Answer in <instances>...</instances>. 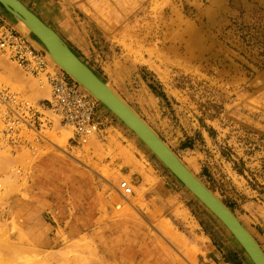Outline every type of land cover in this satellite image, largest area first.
Listing matches in <instances>:
<instances>
[{"label": "rangeland", "instance_id": "374dc122", "mask_svg": "<svg viewBox=\"0 0 264 264\" xmlns=\"http://www.w3.org/2000/svg\"><path fill=\"white\" fill-rule=\"evenodd\" d=\"M22 1L146 120L264 250V0ZM0 81L33 102L49 96L48 86L1 54ZM98 107L108 119L102 136L78 145L52 118L45 150L1 155L0 264H253L142 140L103 103ZM46 158L60 197L86 199L93 213L85 231L50 232L61 246L42 253L16 225L2 226L1 213L7 196L27 186ZM124 179L135 188L128 198L118 188ZM50 223L57 224L53 216ZM14 233L18 241H11Z\"/></svg>", "mask_w": 264, "mask_h": 264}, {"label": "built area", "instance_id": "2783aa9c", "mask_svg": "<svg viewBox=\"0 0 264 264\" xmlns=\"http://www.w3.org/2000/svg\"><path fill=\"white\" fill-rule=\"evenodd\" d=\"M0 54L49 88V96L33 102L0 81V157L4 153L17 154L21 149L32 155L45 150L50 143L52 118L72 131L70 139L78 145L105 133L108 119L98 112L97 99L53 65L47 53L27 35L2 18ZM118 188L125 198L135 193L128 179L121 180Z\"/></svg>", "mask_w": 264, "mask_h": 264}, {"label": "water", "instance_id": "95a60500", "mask_svg": "<svg viewBox=\"0 0 264 264\" xmlns=\"http://www.w3.org/2000/svg\"><path fill=\"white\" fill-rule=\"evenodd\" d=\"M0 5L10 17H14L12 18L14 22L23 20L32 33L45 44L52 57L63 66V70L81 87L84 86L87 92L89 90L93 97L98 98V102L109 108L142 140L184 186L222 222L253 264H264L262 246L234 211L182 161L146 120L116 93L53 27L22 0H0ZM44 51L47 53L45 49Z\"/></svg>", "mask_w": 264, "mask_h": 264}, {"label": "crops", "instance_id": "0c3cea01", "mask_svg": "<svg viewBox=\"0 0 264 264\" xmlns=\"http://www.w3.org/2000/svg\"><path fill=\"white\" fill-rule=\"evenodd\" d=\"M0 18L16 25L1 5ZM104 111L102 107H98V112L101 115H104ZM40 166L36 169L35 176L28 177L27 186H22L16 192H11L5 199L7 205L1 213V225L7 226L9 231L13 230L16 225V232L22 231L28 237L30 242L28 246L44 253L50 251V246H61L56 244L57 240L50 236V232H53L54 229L58 230L59 227L67 230L85 231L88 215H92L93 209L88 208L86 199L70 203L69 199L60 197L62 188L56 184L55 177L50 175L49 158H46ZM50 216H53L54 221L57 222L54 226L50 223ZM74 216H78V220L71 224L70 220ZM13 236V239L10 240L18 241L16 240V238L18 239L17 234L14 233ZM24 245L27 244L24 243Z\"/></svg>", "mask_w": 264, "mask_h": 264}, {"label": "bare ground", "instance_id": "6f19581e", "mask_svg": "<svg viewBox=\"0 0 264 264\" xmlns=\"http://www.w3.org/2000/svg\"><path fill=\"white\" fill-rule=\"evenodd\" d=\"M19 22H21V27H22V25L25 27V29L27 30V32H30V33H32V31L30 30V28H28V26L25 24V22L23 21V20H18ZM29 35V34H28ZM32 35H34L33 33H32ZM32 38L34 39H31V40H33L37 45L39 44L40 45V47H42V49H45L46 51H47V55H48V57H49V59H50V61L53 63V65H57L59 68H61V69H64L63 68V66L62 65H60L53 57H52V55L50 54V52L48 51V49H47V47L45 46V44H43L35 35L34 36H32ZM83 86V85H82ZM84 87V86H83ZM85 88V87H84ZM88 90V89H87ZM115 91V90H114ZM88 92H89V94L91 93L89 90H88ZM116 92V91H115ZM117 93V92H116ZM92 94V93H91ZM95 97V96H94ZM96 98V97H95ZM98 99V98H97Z\"/></svg>", "mask_w": 264, "mask_h": 264}]
</instances>
